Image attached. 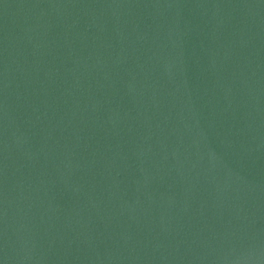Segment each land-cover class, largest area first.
<instances>
[{"label":"water","instance_id":"95a60500","mask_svg":"<svg viewBox=\"0 0 264 264\" xmlns=\"http://www.w3.org/2000/svg\"><path fill=\"white\" fill-rule=\"evenodd\" d=\"M0 264H264V0H0Z\"/></svg>","mask_w":264,"mask_h":264}]
</instances>
